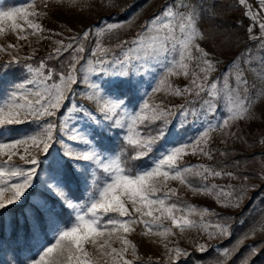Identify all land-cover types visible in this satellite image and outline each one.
<instances>
[{"label":"snow or ice","instance_id":"snow-or-ice-1","mask_svg":"<svg viewBox=\"0 0 264 264\" xmlns=\"http://www.w3.org/2000/svg\"><path fill=\"white\" fill-rule=\"evenodd\" d=\"M60 2L63 6V0ZM71 2L75 5L76 0ZM237 2L244 6V15L250 18L245 30L248 39L258 41L264 49V0H253L256 12L252 11L249 0ZM41 15L44 13L35 9L29 12L27 8L0 11V33L5 31V21L10 22L9 27L18 33L16 39L21 41L27 40L28 35L44 33L46 29L41 23L28 19ZM18 19H23L27 29ZM201 23L202 12L192 0H166L132 39L106 47L100 37L119 25L108 24L106 30L89 26L67 42L55 41L47 60L59 61L56 67H49L45 59L35 68L25 65L32 78L16 85V90L0 103V157H6L0 160V214L33 195L37 184L42 189L39 198L25 209V222L33 236L46 234L51 228L54 242L42 246L37 258L29 264H134L139 259L137 245L128 236L137 226H142L145 236L167 237L175 235L173 228L183 233L197 227H202L209 239L231 236L227 221L203 223L204 216L217 215L211 209L197 212L191 206L186 213L179 203L178 189L170 187L169 181H177L201 194L211 195L215 190L216 202L226 208L239 207L247 198L252 188L243 182L232 186L209 185V180L215 178L241 181L240 175L205 164L184 165L183 156L201 155L213 160L215 153L209 147L211 132L223 130L225 137H235L236 133L230 131L234 123L256 118L252 106L264 97V56L257 62L249 55L251 49H241L221 70L219 57L225 53L206 46L209 36L200 27ZM256 27L258 34L254 32ZM90 35L95 38L92 48L88 47L93 43ZM7 47L16 49L17 45L10 43ZM4 50L0 45V51ZM65 54L66 60H61ZM12 62L19 60L13 57ZM153 62L165 71L159 83L167 87L168 94L185 97L184 103L178 105L180 115H197L186 107L194 103L199 106L197 118L207 119L211 115L214 119L223 109V119L215 126L209 121L196 140L159 152L146 167L133 172L115 155L114 148H105L96 137L102 134V138L111 139L110 133L117 136L123 133L124 144L134 152L129 155L130 160L151 158L166 133L162 128L155 133L149 129L158 122L166 124L177 107L163 102L152 105L147 101L139 106L129 95L137 91L133 80L153 71ZM101 77L108 79L100 83ZM172 77H182L185 83L173 87ZM81 84L91 90L90 95L87 92L83 95L92 106L76 99L82 95L77 91ZM124 85L129 86V92L118 90ZM81 119L87 122V130L77 127ZM25 123L35 125L31 132L4 139L11 131L5 132V128ZM14 157L28 167L15 164ZM41 173H46V179H40ZM192 179L199 180L200 185H193ZM246 180L248 177L243 176V181ZM192 213L200 217L199 222L189 218ZM154 229L163 230L154 232ZM114 240L121 247H113ZM164 247L170 260L178 261L181 256L189 255L179 247L168 249L167 244ZM197 248L202 253L208 251L206 244H198ZM256 252L253 246L250 254ZM222 254L227 258L231 250L222 249Z\"/></svg>","mask_w":264,"mask_h":264},{"label":"rangeland","instance_id":"rangeland-1","mask_svg":"<svg viewBox=\"0 0 264 264\" xmlns=\"http://www.w3.org/2000/svg\"><path fill=\"white\" fill-rule=\"evenodd\" d=\"M137 1L139 0H76L75 5H73L71 0H63V6H61L60 0H28L26 2H21L18 5L8 3L11 2V0H0V11H6L11 8H27L29 12L35 9L41 13H44V15H41L39 17L29 16L28 19L35 20L36 22L41 23L42 26L46 29L44 33L35 36L28 35L27 40L21 41L16 39L18 33L13 32L9 27L10 22L5 21L3 24L5 31L3 33H0V45H2L5 49L4 51H0V64L3 62L13 63V57L17 58L19 62H22L33 60L41 56H48V53L52 51L53 47L55 46V41L57 40L64 39L65 42H67L69 37L82 34V32L89 26H93L96 29L106 30L108 24L105 23L104 19L113 14L130 12L131 15L128 20L119 23H110L117 24L119 25V27L118 29L112 31H105L103 36L100 37V39L103 41L104 46H114L119 40L132 39L133 36L141 30V26L146 23L152 16L157 14L161 10V6L166 3V0H150L144 7H141L139 11H137L132 8V5ZM192 2L195 3L199 8L201 0H192ZM249 3L252 5V11L256 12L257 7L253 0H249ZM45 5H47V7H45ZM245 10L246 9L244 8V6L239 5L236 1V3H234L233 12L229 13V16L237 21H241L242 17L244 16ZM18 22L24 25V27L27 29V25L24 24L23 19H18ZM252 23L255 24L256 22ZM254 32H256L257 34L259 33L258 27L254 28ZM53 33H62L63 35H53ZM25 34H27V32ZM44 36H50L51 39H44ZM94 39L95 38L90 35L89 40L93 41V43L88 44L89 48H92L94 46ZM250 41L251 45L247 48L251 49L249 55L254 58V61L258 62L261 56H264V49L260 47L258 41ZM10 43L16 44L17 48L9 49L7 45ZM206 46L211 47L209 40ZM237 49L238 47L235 48V50ZM34 50L35 55H33ZM240 50L241 49H239L238 51ZM85 55L88 54L85 53ZM233 55L235 54H231L227 57H219L221 61V70ZM27 57H32V59H26ZM153 65V71H150L149 73L144 74L140 77H136L135 80H133V83L136 84L137 91L129 92L128 85H124L120 89H118L122 92H129V95L133 97L134 103L139 106H142L143 102L145 101L152 105L160 104L161 102H163L166 106H177L174 108L173 115L169 117L166 124L158 122L157 124L152 125L151 129H149V131L155 133L157 130L162 128L166 133L163 139H161L157 143L156 148L151 154V158L148 159L149 163H151L152 160H154L159 155V152L170 149L173 146H180L184 143H189L196 140L208 127L209 121L213 126H215L219 123V121L223 119V109L216 113L214 119L211 115H209L207 119L197 118V116L199 115V106L193 107L189 104L186 105V107L190 112H195L197 113V115L190 114L187 117L180 115V109L178 105L184 103L185 97H176L168 94L167 87L159 83V81L164 78V69L159 65H156L155 62H153ZM26 70L28 71L27 68ZM28 75V79L32 78V74L29 73V71ZM107 79V77H101L98 82L104 83V81ZM26 81L27 79L22 83H25ZM170 82L172 83L173 87H182L185 83L182 77H172L170 78ZM257 84L258 86H260L259 80H257ZM104 86L108 87L109 85L105 84ZM157 87H160L163 90L160 92L154 91V89H156ZM15 90L16 88L3 95L0 98V103L6 101L9 97V94ZM77 91L81 92L82 95L80 97H76V99L85 105L92 106V103L85 99L83 95V93L85 92L90 95L91 90L86 89V87L81 84ZM29 98L33 99V97L31 96ZM187 99L191 100V97H188ZM252 107L255 112L256 118L246 121H237L236 123H234L230 131L235 132L236 136L232 137L229 135L228 139L230 145L234 148L239 149L241 152L251 151V147L246 142V139L242 134V130L244 128L247 129L250 136H252L253 138H257L256 146L261 152H263V154L261 155V159L264 161V143L261 142L264 141V97L256 100ZM131 110L132 109L130 106L129 111ZM86 124L87 122L81 119L77 127L86 129ZM34 127L35 125L32 123L8 126L4 129V131L9 132V130H11L10 135L4 137V139L8 140L17 136H23L24 134L31 132ZM220 133L221 130L211 132L212 140L209 144V147L215 153L213 160H208L206 157H203L201 155L189 154L183 156V164H205L211 166L212 168H215V165L220 163L222 160V156L220 154V148L222 144ZM109 135L111 136V139L107 137L102 138V134L98 135L96 139L100 140L105 148H114L115 155H119L122 163H124V157L126 153L125 149L122 147L124 143L122 140L123 133H121L120 136H117L115 132H112ZM121 148H123V151H121ZM3 159H6V157H0V160ZM13 162L22 167H28L16 157L13 158ZM68 167L70 168V164H68ZM97 175H100V173H97ZM40 179H46V173H41ZM238 182L239 181H234L228 177L209 180L210 185L216 184L220 186H231L237 184ZM193 185L199 186L196 184ZM169 186L178 189L179 197L186 198L192 203L203 205L206 208L214 209L218 212L235 214L242 208V202L239 207H223L221 203L216 202L215 190H213L211 195L201 194L192 191L187 186L180 185L177 181H169ZM74 188H76V185L74 186ZM36 190V193L31 195V203L35 199L39 198L38 193L42 191L38 184L36 185ZM82 202L86 204V201ZM185 212L187 213L186 209ZM203 223L207 224L204 221ZM165 224L170 226L167 221H165ZM162 230L163 229H154V232ZM208 230L213 231L212 228H209ZM258 230L260 233L264 232V229L262 227H260ZM142 231V226H137L136 230L128 236V239L132 240L137 245V252H141L149 260L160 261L163 263H167L170 260L169 256L166 254L167 250L164 247L165 244L168 245V249L179 247L180 249L186 251L196 252H200L197 248L198 244H206L208 246V250L212 248L214 250V253L222 254V249H225L222 245V242L227 238L223 236H215L214 238L209 239L207 232H205L202 227L192 228L190 230H186L183 233H181L178 229L173 228V232L175 233V235H168L167 237H162L154 234L145 236L142 234ZM52 242H54V233L52 232L51 228L47 229L46 234L44 232L37 233L34 238L36 251L35 256L30 258L26 264H29V261L31 259L37 258L42 246L50 245ZM113 247H121L120 242L118 240H114ZM89 250L94 251L91 248ZM128 258H132L130 253ZM136 260L134 261V264Z\"/></svg>","mask_w":264,"mask_h":264},{"label":"trees","instance_id":"trees-1","mask_svg":"<svg viewBox=\"0 0 264 264\" xmlns=\"http://www.w3.org/2000/svg\"><path fill=\"white\" fill-rule=\"evenodd\" d=\"M28 0H11L13 5ZM150 0H139L132 5L134 10L139 11ZM237 0H201L199 9L202 12V23L200 27L205 30L209 36V43L217 53H225L224 57L235 54L239 49L248 48L251 41L246 35V28L250 25V18L243 16L241 21H237L229 16L233 12L234 3ZM130 12L122 14H113L106 17L105 23H119L128 20ZM201 20L199 16L198 22ZM235 50V48H237ZM62 57L61 60H66ZM41 59H45L49 67H56L59 61L47 60V56H41L33 60L22 61L19 63L3 62L0 64V98L15 86L28 79V71L25 65L31 64L33 67L38 66ZM190 106L198 105L189 103ZM221 148L220 152L226 153L221 155L222 160L215 165L218 170L234 172L241 176V182L248 185L252 190L247 192V198L242 201V208L235 214L222 213L211 209L217 215L204 216L203 221L207 224L223 223L227 221L231 227V236L227 237L222 245L230 249L229 257H223V254H216L210 248L206 252L187 251L189 255L181 256L178 261L169 260L167 263L149 260L141 252H137L139 259L135 264H264V232L260 233L259 228L264 229V161L261 159V152L256 144L257 138L250 136L247 129L242 130L246 142L251 147L249 152H241L239 149L230 145L228 137H225L224 131L221 130ZM226 140V143L224 142ZM125 149L124 163L126 167L133 172L141 166L146 167L149 164V158L144 160H130V154L134 152L129 146L123 143ZM243 176L248 180L243 181ZM191 183L200 185V181L192 179ZM210 185V184H209ZM75 184H73L74 188ZM232 186V185H231ZM75 189V188H74ZM37 190L33 194L36 193ZM179 197V196H178ZM31 196L23 200L19 205L11 206L10 210H5L0 214V264H26L27 261L35 256V236L29 233L28 225L25 222V209L28 208ZM175 199V198H174ZM179 203L184 209L194 206L196 211H202L203 205L195 204L186 198L179 197ZM191 219L200 221V217L195 213L189 214ZM68 218L65 213V219ZM245 234H249L245 238ZM256 246L255 255L250 254V249Z\"/></svg>","mask_w":264,"mask_h":264},{"label":"crops","instance_id":"crops-1","mask_svg":"<svg viewBox=\"0 0 264 264\" xmlns=\"http://www.w3.org/2000/svg\"><path fill=\"white\" fill-rule=\"evenodd\" d=\"M256 4V3H255Z\"/></svg>","mask_w":264,"mask_h":264}]
</instances>
